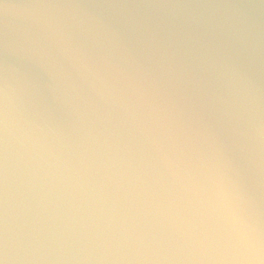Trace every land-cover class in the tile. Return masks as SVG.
I'll return each mask as SVG.
<instances>
[{
	"label": "water",
	"instance_id": "water-1",
	"mask_svg": "<svg viewBox=\"0 0 264 264\" xmlns=\"http://www.w3.org/2000/svg\"><path fill=\"white\" fill-rule=\"evenodd\" d=\"M2 264H264V0H0Z\"/></svg>",
	"mask_w": 264,
	"mask_h": 264
},
{
	"label": "snow or ice",
	"instance_id": "snow-or-ice-1",
	"mask_svg": "<svg viewBox=\"0 0 264 264\" xmlns=\"http://www.w3.org/2000/svg\"><path fill=\"white\" fill-rule=\"evenodd\" d=\"M0 264H2V262H0Z\"/></svg>",
	"mask_w": 264,
	"mask_h": 264
}]
</instances>
